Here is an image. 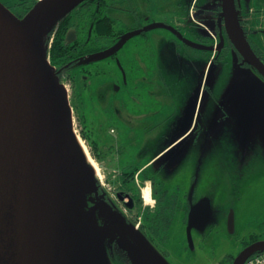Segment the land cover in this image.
I'll return each mask as SVG.
<instances>
[{"label":"flooded vegetation","instance_id":"flooded-vegetation-1","mask_svg":"<svg viewBox=\"0 0 264 264\" xmlns=\"http://www.w3.org/2000/svg\"><path fill=\"white\" fill-rule=\"evenodd\" d=\"M171 1L170 16L163 17V0H85L53 32L52 41L59 32L63 46L53 66L61 80L80 76L81 81L88 83L89 94L92 84L91 103L96 127L100 134L114 136L110 145L112 159L120 158L123 147L115 138V121L124 123L129 131H135L141 137L132 146L133 157L140 159V163L120 169L111 167L101 159L99 144L88 139L81 115L78 124L82 127L78 133L87 137L83 141L98 169V173L95 171L96 181L100 179L103 163L107 168L115 169L112 179L111 176L106 177L113 185L114 193L107 192L98 180L97 201L106 202L166 259L169 258L161 244L166 242L172 215L181 214L182 223L187 228L186 245L182 246L184 257L177 258L188 259L193 248L192 230H199L210 221L212 208L207 197L213 199L216 196L213 202L217 201L219 205L215 222H223L221 219H226L227 204L230 206L232 202L233 205L240 185L236 177L237 162L232 161L231 168L227 169L219 157V142L227 140V135L221 132L224 130L221 125L225 124L228 116L220 117L223 109L219 106V95H214V88L211 90L204 80L205 72L209 74L212 61L218 54L229 51L235 53L241 68L264 80L230 38V34L236 35L264 65V0H230L229 3L226 0ZM157 29L166 33L153 32ZM68 35L74 37L69 43L66 41ZM126 35L132 36L115 52H110ZM90 55L96 58L86 64ZM168 67L176 68L180 75L189 77L187 81L191 88L186 100L201 85L198 109L190 132L183 141L171 145L186 100L179 114L175 110L162 118L164 68ZM138 88H145L146 95L137 94L139 100H132L128 96L129 91ZM205 99L212 102L215 110L210 105L205 107ZM148 100L152 101L154 108H146ZM211 161L215 165L212 169ZM167 182H171V187ZM141 184L150 189V198H154L155 204L150 208L143 206ZM206 202L209 203L208 220L195 222L194 209ZM258 241H264V231L250 235L244 243L249 245ZM226 257L233 261L236 256L227 255L223 259ZM108 258L110 264H131L126 255L115 247L108 250ZM174 261L173 264L178 263L176 258Z\"/></svg>","mask_w":264,"mask_h":264},{"label":"water","instance_id":"water-1","mask_svg":"<svg viewBox=\"0 0 264 264\" xmlns=\"http://www.w3.org/2000/svg\"><path fill=\"white\" fill-rule=\"evenodd\" d=\"M84 1L39 0L22 18L0 2V264H110L112 247L131 264H167L106 202L97 201L94 169L74 139L68 91L48 60L52 33ZM230 38L264 77V65L250 48L236 35ZM73 39L68 35L66 41ZM95 58L88 56L86 64ZM253 79L254 74L240 68L238 87L244 95H221L219 106L234 110L235 125L240 111L249 118ZM200 93L201 85L186 100L170 145L190 132ZM262 105V117L258 114L254 121L263 123L264 141V101ZM208 213L209 203L199 204L193 219L208 220ZM228 230L234 232L233 212ZM262 251L264 241L252 243L232 264H244Z\"/></svg>","mask_w":264,"mask_h":264},{"label":"rangeland","instance_id":"rangeland-1","mask_svg":"<svg viewBox=\"0 0 264 264\" xmlns=\"http://www.w3.org/2000/svg\"><path fill=\"white\" fill-rule=\"evenodd\" d=\"M32 1L33 0H0V2L4 4L5 7L9 8L11 12H14V14L20 9L24 10L27 7L26 4L31 5L30 3ZM21 3L25 4L21 5ZM171 4V0H163V17L170 16ZM153 32L166 33L163 29H157ZM168 39L170 38L168 37ZM212 63L213 67L209 74L207 71L205 72L204 80H207L211 90L214 88V95H219V101L221 95L222 97L227 95H238V97H240V95H244V88L241 85L238 87V77L241 67L236 61L235 53L223 51L216 56V59L212 61ZM215 67H217V69L213 73ZM244 69L245 68H242V70ZM164 77L162 90L164 103L161 108L162 118L171 115L175 110L177 114L180 113L191 88V85H189L187 81L189 77H185V74L180 75L176 68H164ZM61 82L66 87L70 103L72 104L73 126L77 135H79V127H82L78 124V116L79 114H83V126L86 128L87 137L89 140H95L99 144V155L107 165L111 164V167L113 166L120 169L123 166L140 163V159H134V153L132 152L134 150L132 146L136 144L137 140L141 139L139 133L129 131L124 123L117 121L114 122L113 126L116 128L114 134L115 138L122 143L123 147L120 158L117 160L112 159L110 145L114 141V136L105 135L104 133L100 134V130L96 127L95 111L91 103V93L93 92L92 84V92L89 94L87 93L89 85L88 83L82 82L80 76L70 77L69 80L63 79ZM240 82L241 80H239V84ZM253 82L254 84L248 85V95H250L252 99V108L249 113V118L245 117L244 119V115L240 111L239 117L241 121L235 125L233 123V119L236 116L234 110L222 108L223 111L220 114V117L226 114L229 120L221 125V127L223 126L224 128L221 132L227 135V140L225 143L219 142V157L225 163L227 169L231 168L232 161L237 162L238 173L236 177L239 179L240 185L239 188L236 189L237 195L235 202L233 205L231 202L230 206L227 204V212H224V214H226V219L223 218L221 219L223 222L217 221V223L215 222L217 219L216 207L219 205V202H213L216 196H214L213 199L207 197V199L210 200L212 208L210 221L203 228L192 230L193 248L190 249L191 254L187 256L188 259L177 258V256L184 257V248L182 246L186 245L185 232L187 228L182 223V215H178V213L173 214V220L167 232L166 242L161 244V248L167 252L169 259H166L157 251L167 264H173L175 258L179 264H185V262H187V264H218L227 255L237 256L243 249V243L249 239L250 235L264 231V186L261 185H264V163H256V159L258 162L264 161V141L261 134L263 123L254 121L258 114L260 118L262 117L261 110L263 111L262 103L264 99L261 98L264 97V80L256 77V79H253ZM207 91L206 93H208ZM129 93L130 95L128 96L132 100H139V95L137 94L146 95L145 88H138L136 91L131 89ZM171 95L172 97H170ZM119 96L120 95L116 96V98ZM75 103L81 105V109L77 111L78 114L75 108H73ZM147 103V109L154 108V106H152V101L148 100ZM231 103L232 105L234 104V102ZM243 121L248 122L244 125ZM245 127H247V137H245ZM85 146L92 158L88 146ZM249 161H251L250 164L248 163ZM214 166V163L211 161L210 169ZM107 167L108 166L103 163L102 169L100 170V179L98 178V180L107 192L114 193L113 185L108 183L106 177L111 176L112 179L115 169ZM167 186L171 187V182H167ZM141 187L143 194L147 186L141 184ZM220 190H224V187ZM213 192L215 193V191ZM210 195L213 196L212 192H210ZM229 201L230 198L228 199V202ZM154 204V198L151 197L149 202L144 201L143 206L145 208H150L154 206ZM230 211H233L234 214V232L232 234L229 233L227 227V218ZM190 216L191 213L188 218H190Z\"/></svg>","mask_w":264,"mask_h":264},{"label":"trees","instance_id":"trees-1","mask_svg":"<svg viewBox=\"0 0 264 264\" xmlns=\"http://www.w3.org/2000/svg\"><path fill=\"white\" fill-rule=\"evenodd\" d=\"M37 1L38 0H33L30 3L31 5L26 4L27 7L24 10H21L20 13H17L16 15H18L19 17H22ZM23 4H25V3H21V5H23ZM61 41H62V35L58 32L57 35H55V37L53 38V41L51 42L50 49L48 51L50 63L52 65H55V63H56L55 61H57L59 56H60L59 53L63 48L62 44H60ZM87 91H89V90H87ZM73 108H75V110L77 112L79 109H81V105H79L78 103H75ZM77 114H78V112H77ZM81 115L82 114H79V116H78V122H80L79 120L82 117ZM81 136L83 139H87V137L84 134H82ZM247 244H248V242L243 243V246H246ZM108 250H110V249H108ZM231 263H232V258L226 257L225 259L221 260L220 263H218V264H231Z\"/></svg>","mask_w":264,"mask_h":264},{"label":"bare ground","instance_id":"bare-ground-1","mask_svg":"<svg viewBox=\"0 0 264 264\" xmlns=\"http://www.w3.org/2000/svg\"><path fill=\"white\" fill-rule=\"evenodd\" d=\"M73 135H74V139L77 141V143L80 145L82 151L84 152L87 161L93 166L96 173H98V169L96 167V164L94 163V161L90 157V155L86 149V146L82 142V139L79 138V136L77 135V133L75 131H74ZM143 197H144L145 202H149V200H150V189L148 187L146 189H144Z\"/></svg>","mask_w":264,"mask_h":264},{"label":"built area","instance_id":"built-area-1","mask_svg":"<svg viewBox=\"0 0 264 264\" xmlns=\"http://www.w3.org/2000/svg\"><path fill=\"white\" fill-rule=\"evenodd\" d=\"M245 264H264V253L252 256Z\"/></svg>","mask_w":264,"mask_h":264},{"label":"crops","instance_id":"crops-1","mask_svg":"<svg viewBox=\"0 0 264 264\" xmlns=\"http://www.w3.org/2000/svg\"><path fill=\"white\" fill-rule=\"evenodd\" d=\"M206 100V101H205ZM204 101H205V107L207 108L209 105L212 107V110L214 109L215 110V108L213 107V104H212V102L211 101H209V100H207V99H205ZM260 162H258L257 164H259ZM243 188V187H242Z\"/></svg>","mask_w":264,"mask_h":264}]
</instances>
